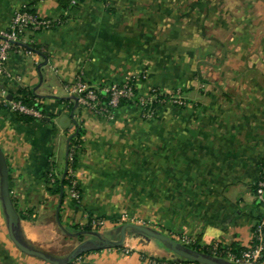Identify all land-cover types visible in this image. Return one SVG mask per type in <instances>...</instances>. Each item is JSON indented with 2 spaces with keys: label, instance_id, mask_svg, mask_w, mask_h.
I'll list each match as a JSON object with an SVG mask.
<instances>
[{
  "label": "crops",
  "instance_id": "obj_1",
  "mask_svg": "<svg viewBox=\"0 0 264 264\" xmlns=\"http://www.w3.org/2000/svg\"><path fill=\"white\" fill-rule=\"evenodd\" d=\"M67 1L0 0V29L24 8L62 20L26 32L8 54L9 78L0 77V95L26 90L43 111L41 120L21 122L0 106V149L24 244L48 253L60 237L77 240L73 226L90 218L114 224L117 206L131 204L139 220L152 221L142 209L156 207L169 236L250 247L262 213L253 189L264 160V0H83L75 8ZM30 41L37 51L25 48ZM78 76L91 86L144 77L139 91H179L187 103L164 106L151 120L133 107L98 118L72 102L67 88ZM166 112L168 136L157 145L150 131ZM76 126L83 131L78 202L66 190L63 200L51 192ZM130 241V254L103 248L80 264H146L141 254L173 259L157 240ZM40 261L14 247L0 202V264H47Z\"/></svg>",
  "mask_w": 264,
  "mask_h": 264
},
{
  "label": "built area",
  "instance_id": "obj_2",
  "mask_svg": "<svg viewBox=\"0 0 264 264\" xmlns=\"http://www.w3.org/2000/svg\"><path fill=\"white\" fill-rule=\"evenodd\" d=\"M72 5L77 4V0H70ZM58 20L44 19L36 16V14L29 12L28 10H18L14 12L9 25L5 29H0V77L9 78V75L5 71V63L7 61L8 54L12 51L17 52L19 48L20 40L26 32H40L51 30L56 26H59ZM22 44H25L23 42ZM30 41L28 45H32ZM18 45V46H17ZM144 79V77L131 76L121 83H102L97 86H91L86 84L81 76H78L72 84L68 86V92L72 97V102L76 107L81 110L89 111L95 117L110 119L113 117V111L116 110L118 104L122 101L132 103L135 108L139 110V116L141 120H151L154 118L155 111L151 109V105L156 100V95H170L169 101L165 106H182V96L179 91L173 92L159 91L157 93L155 87H150L145 93L139 91L136 88L138 80ZM10 96V98H8ZM18 98V97H17ZM16 96L7 95L6 92H1L0 106L5 107L12 112H17L30 116L33 119L41 120L43 114L34 108L24 105ZM143 110V111H140ZM74 151L71 150V154H68L67 160L72 161V155ZM68 175L71 178L70 187L68 189V196L71 200L78 202L79 195L77 191V183L75 179V172L72 169H68ZM51 178V173H49ZM52 179V178H51ZM50 179V180H51ZM53 183V181H51ZM50 183V184H51ZM254 199L257 204L262 207V213L254 223L252 228V243L251 246L246 248L239 256L231 254L228 250H219V244L203 245L209 248L213 258H219L225 260L230 264H261L264 258V163H260L257 180L255 182ZM109 224L107 221L93 218L91 220L92 228H101L102 226ZM175 239V237H174ZM176 242H180L186 246L195 244L196 239L193 237L179 236L175 239ZM185 260H177V264H195L192 262H184ZM146 264H155L154 262L145 259ZM73 264H80L74 262Z\"/></svg>",
  "mask_w": 264,
  "mask_h": 264
},
{
  "label": "trees",
  "instance_id": "obj_3",
  "mask_svg": "<svg viewBox=\"0 0 264 264\" xmlns=\"http://www.w3.org/2000/svg\"><path fill=\"white\" fill-rule=\"evenodd\" d=\"M82 1L83 0H77V4L76 5H72L70 3V0H68L67 4L71 8H75ZM63 5H65V4H63ZM22 10L25 11L27 9L24 8ZM29 12H31V11H29ZM59 22L61 23L62 20H60ZM25 48L28 51H30V52L37 51V47L35 45H28V47H25ZM155 89H156L157 93H159L160 90L158 88H156V87H155ZM172 92H173L172 96L174 97L175 91H172ZM179 94L183 97L182 98L183 105L182 106H178V107L175 105V106H172V107L177 108V109H182L186 105L187 99L183 96L182 92H179ZM13 96H14V98H15V96H16V98L18 97L17 99H19L24 105H26L28 107H31V108H34L36 110H39L43 114V111H42L41 107L36 102V98L31 93H29L28 91L20 90L16 95H13ZM170 98H171L170 95H167V94H164V95L163 94L162 95L157 94L156 95L155 102L150 106L151 109L155 111L154 118L158 115L159 109L164 107L166 105V102L169 101ZM123 107H133V108H135V106L132 103L122 101V102H120L118 104L116 110L117 109H121ZM135 109H137V108H135ZM116 110H114L113 113ZM140 111H143V110H140ZM14 114L16 116V119L18 121H21V122H28V121L33 119L30 116H26L24 114H20V113H17V112H14ZM82 135H83V131L80 129L79 126H76L75 134L71 137L70 142H69L68 154H71V150L74 151V153L72 155V161L69 162L67 160L66 171L63 174L62 178L59 179V180H54V182L51 184V185H53V189L51 190V192L54 193V194H57V195L60 192H62V194H61L62 200L64 198V190L68 191V189L70 187L71 178L68 175V169H72V170L75 171L77 158H78V155H79L80 149H81V136ZM261 163H264V160H262ZM7 172H8V170H7ZM51 178L53 179V175L52 174H51ZM51 178L49 177V173H47L46 176H45V180H46L47 184L50 183V179ZM76 189L78 191V187ZM8 190H9V195H10L12 206H13L14 210H16V206L14 204V201H13V198H12V194H11L12 184H11V182L9 180V176H8ZM254 190H255V185H254L253 193H254ZM92 219L93 218L88 219L87 224L85 226H83V227H78V226H73L72 227V229L78 234L77 235V241L79 243L84 242V236L85 235H87V234L95 235L93 230H92L93 228L90 225ZM17 233H18V230L16 229V236H17ZM17 237L20 238L21 241H23L21 239L19 233H18ZM169 237L173 239L172 236H169ZM195 239H196V241H195V244H193V245H188V246H186L184 244H180V245L182 247H184V248H187L189 250H192V251H195V252H198V253H201V254L208 255L210 257H219L218 255L217 256H213L210 253L209 248H207L206 246H202L201 243H200L199 238H195ZM219 246H220V249H219L220 251L221 250H228L231 254H234L236 256H239L242 252L245 251V248H240L236 244H232V245H229V246H223V245L220 244ZM87 247L88 248H86V249L80 250L78 252L76 258L73 259L69 264H73L76 261L80 263L85 256H88L91 253L98 252V251H100L102 249V248L91 247V244H87ZM109 248L113 249L115 251H118V252H126L123 249L122 246H110ZM126 253L130 254L131 252L127 251ZM140 259H141V261H143L145 259H148V260L154 262L155 264H177L178 263L177 260L158 259V258H153V257H147V256L142 255V254L140 255ZM185 262H189V261H184L182 263H185ZM262 262H264V258L262 259Z\"/></svg>",
  "mask_w": 264,
  "mask_h": 264
},
{
  "label": "water",
  "instance_id": "obj_4",
  "mask_svg": "<svg viewBox=\"0 0 264 264\" xmlns=\"http://www.w3.org/2000/svg\"><path fill=\"white\" fill-rule=\"evenodd\" d=\"M10 98V96L8 97ZM0 202L3 208V212L7 222L8 237L14 247L21 253L39 259L47 264H69L73 259L76 258L80 250L86 249L87 244H91V247L95 248H109L110 246H121L125 240V236L128 232L133 234H140L142 236L157 240L164 244L174 255H176L180 260L189 261L195 264H230L225 260L219 258H213L205 254H201L187 248L182 247L172 238L155 232L148 227L135 225V224H124L119 228L118 241H105L101 240L100 244H96L92 241H84L79 243L63 260H56L49 258L46 254L31 249L24 244L23 241L18 238V233L16 236V229L18 230V216L14 210L9 190H8V172L5 162L4 155L0 149Z\"/></svg>",
  "mask_w": 264,
  "mask_h": 264
},
{
  "label": "rangeland",
  "instance_id": "obj_5",
  "mask_svg": "<svg viewBox=\"0 0 264 264\" xmlns=\"http://www.w3.org/2000/svg\"><path fill=\"white\" fill-rule=\"evenodd\" d=\"M144 76L146 78L145 74H144ZM210 80H211V77H205V83L206 84ZM161 91H164L166 93L171 92L170 90H163L162 88H161ZM150 132H153L154 134H156L157 136L160 137L161 141L158 140L157 145L164 144V136H168L167 135L168 134V112H166L165 114L162 115V120L158 124H156V128H152V130ZM167 139H168V137H167ZM165 142L168 143V140ZM117 208L120 210V216H118L116 218L117 221L114 224L113 223L112 224H106V225L102 226L101 228H93L92 230H93L95 235H92V234L85 235L84 241H92L96 244H100L101 240L117 242L118 241L119 228L124 224H135V225L145 226V227H148L149 229H151L155 232L162 233V234L169 237L168 226L165 224H162V221L157 219L158 214L154 213V209L156 207L154 208V207L144 206V208L142 209V210H144V212L146 214H148V216H150V219H152V221H148V220H144V219L139 220L138 218H136V216H134L136 214L134 211L135 209H133L131 204H126L123 207L117 206ZM146 214H143V215H146ZM132 234L130 233L129 235H127V241L125 239V241L121 245L126 252L132 250L133 246L135 245V243L133 245L132 241H130V239L134 238L135 236L144 238L145 240H148V237H143L140 234H136V235L132 236ZM177 237H179V236H177ZM177 237H175V239H177ZM175 239L173 237V240H175ZM63 240L64 239L60 237L59 240L54 243L52 249L48 253H45V254L51 259L63 260L71 252V250L73 248H75L79 243L76 239H72L69 242H64ZM178 243L181 244L180 242H178ZM172 256H173V259H171V260H180L176 255H172ZM261 264H264V262H262Z\"/></svg>",
  "mask_w": 264,
  "mask_h": 264
}]
</instances>
